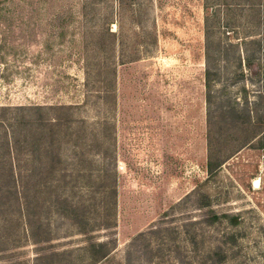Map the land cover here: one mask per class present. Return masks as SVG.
<instances>
[{
  "label": "rangeland",
  "instance_id": "1",
  "mask_svg": "<svg viewBox=\"0 0 264 264\" xmlns=\"http://www.w3.org/2000/svg\"><path fill=\"white\" fill-rule=\"evenodd\" d=\"M206 15L253 41L210 105ZM245 99L248 131L208 120ZM199 184L212 211L163 215ZM0 264H264V0H0Z\"/></svg>",
  "mask_w": 264,
  "mask_h": 264
},
{
  "label": "trees",
  "instance_id": "2",
  "mask_svg": "<svg viewBox=\"0 0 264 264\" xmlns=\"http://www.w3.org/2000/svg\"><path fill=\"white\" fill-rule=\"evenodd\" d=\"M207 3V2H206ZM207 5V4H205ZM209 16L206 15L205 17V45H204V59H205V68H204V75H205V85L207 88L206 92V101L208 105L211 104V100L213 95L211 94V86L215 80L220 79L221 70L220 66L218 65V62L220 60H226L229 61L233 66L240 67L241 61L247 60L249 61L252 58V54L248 53L246 50H244V56H242L243 49H241L240 45L246 44L247 40L242 39L241 42H233L228 41L227 47H223L222 41L218 40L213 43V40L211 39V33L209 30ZM226 24L228 25L229 22ZM253 42V41H252ZM232 49V51L228 50ZM223 53V54H222ZM228 65V64H227ZM257 108L254 106L251 107L249 105L248 100L245 99L244 103L242 105H238V101H236V107L234 104H228L224 103L221 100L218 101L212 110L208 109V120L211 118H218L217 122H223L224 124L229 125L230 127L234 126H240L244 128L246 131H248L249 126H251L253 123L254 115L253 113L256 112ZM59 119V117H52V119L49 120L52 124H57L56 122ZM60 121V120H59ZM53 132V131H52ZM53 135V133H52ZM53 138V137H52ZM249 138V139H248ZM252 138L250 137L249 133H246L241 141L242 145L249 142ZM53 141V140H52ZM220 149L213 148L211 146H208V154H207V162H206V169L208 172L212 173L214 170L216 171L222 162L225 160L226 156H224L220 151ZM228 156V155H227ZM10 167V176L13 177L14 169L12 164H9ZM115 190H113L114 194ZM110 196V195H109ZM112 196V195H111ZM110 196V197H111ZM208 193L203 188V184H199L194 186L192 189H190L187 193H185L180 199H178L176 202L172 203L170 207L163 211V215H168L176 206L178 205H187V206H193L196 208H203L205 206H209L208 209L212 211V207L210 205V201L208 200ZM104 205L108 207V205L111 203H106L105 200L102 201ZM108 204V205H107ZM224 214V213H223ZM218 215L216 212H213L212 217L213 219L218 218ZM227 216V214H225ZM166 231V232H163ZM173 233V226L172 225H164V227H151L147 229L146 231H141L135 236L132 237L130 240V243H134L136 241L145 239L146 234L158 235L156 238L160 240L161 242L163 239H168ZM104 242H99V245H103ZM143 249L150 248V242L143 243ZM178 247L176 248V250ZM156 253V251H155ZM106 252L102 253L101 256H106ZM154 255V252L150 251L149 258H152Z\"/></svg>",
  "mask_w": 264,
  "mask_h": 264
}]
</instances>
